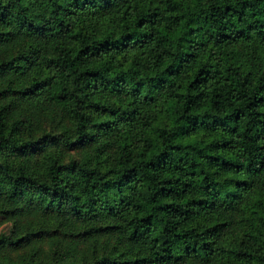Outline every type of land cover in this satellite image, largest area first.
<instances>
[{
    "label": "trees",
    "instance_id": "obj_1",
    "mask_svg": "<svg viewBox=\"0 0 264 264\" xmlns=\"http://www.w3.org/2000/svg\"><path fill=\"white\" fill-rule=\"evenodd\" d=\"M0 163V264H264V0H0Z\"/></svg>",
    "mask_w": 264,
    "mask_h": 264
},
{
    "label": "rangeland",
    "instance_id": "obj_2",
    "mask_svg": "<svg viewBox=\"0 0 264 264\" xmlns=\"http://www.w3.org/2000/svg\"><path fill=\"white\" fill-rule=\"evenodd\" d=\"M30 115L28 116L30 120V130L33 136L38 135L44 128L52 129L54 131L63 130V126H68L67 117L63 111L59 110L57 107L51 104H44L37 108L26 109ZM82 153L81 149L66 150L65 155L67 156H77ZM31 223L34 228L41 229L44 226L49 225L50 228L54 227L52 224L53 217L44 216L39 212H34L30 217ZM22 222L23 220L20 219ZM12 227V218L5 215H0V232L8 231ZM44 231L42 232V235ZM50 240L48 237H42L34 241L35 246L38 249L40 255H48L53 249V245L49 244ZM21 249L12 250L13 255H17Z\"/></svg>",
    "mask_w": 264,
    "mask_h": 264
},
{
    "label": "water",
    "instance_id": "obj_3",
    "mask_svg": "<svg viewBox=\"0 0 264 264\" xmlns=\"http://www.w3.org/2000/svg\"><path fill=\"white\" fill-rule=\"evenodd\" d=\"M0 165H1V163H0Z\"/></svg>",
    "mask_w": 264,
    "mask_h": 264
}]
</instances>
